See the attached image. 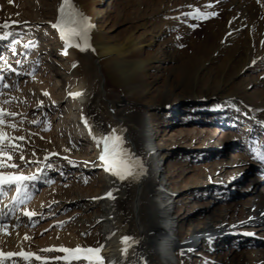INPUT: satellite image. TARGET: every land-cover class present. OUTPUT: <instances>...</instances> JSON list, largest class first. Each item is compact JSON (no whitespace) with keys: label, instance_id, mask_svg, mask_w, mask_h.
<instances>
[{"label":"bare ground","instance_id":"1","mask_svg":"<svg viewBox=\"0 0 264 264\" xmlns=\"http://www.w3.org/2000/svg\"><path fill=\"white\" fill-rule=\"evenodd\" d=\"M101 1H104L105 8L100 6L95 15L94 7ZM72 2L90 18L92 25H95L97 18L102 16L103 9L113 11L116 18L125 16V19L133 24L132 29L121 39L110 42L103 40L105 36L101 30L92 28L89 33V43L101 75L110 87L122 95H128L133 101H140L151 91L156 82L147 81L145 77L154 71L160 74L165 72L168 65L170 71L174 68L180 72L182 76L180 83L190 84L187 85L190 86L189 94L194 93L192 96L198 101L197 103L210 102L209 104L219 105V102L225 104L227 99L234 98L241 99L242 110L257 107L264 112V88H260L264 86L262 85L264 71H261L262 74H255L260 69V66L255 64L256 60L259 57L264 60V0H127L126 4L121 5H113L111 0H72ZM208 4H211L212 8L206 7ZM13 8L3 9L0 4V23L22 22L27 19L21 16V9ZM197 9L214 10L217 15L197 20L194 15ZM164 11H168L172 19L159 21L158 17ZM189 12L193 15L184 17L180 15ZM16 24H11L8 30L0 29V34L3 31L16 29L18 27ZM192 25L196 26L192 27ZM78 50L76 47H66L63 41L59 45L46 48L48 58L58 59L66 65L64 69L58 67L57 70L59 81L64 84L61 85L62 88L68 86L71 76L77 77L76 81H79L78 74L82 69L72 64ZM230 71L234 74L231 78H227ZM215 72L219 75L214 81L209 75ZM246 73H250L251 77L245 81L244 86L232 90L233 83ZM165 79L167 81L168 76ZM210 81L215 82L216 85L208 84ZM179 82L169 85L171 89L164 85L159 89L155 87L159 96H163L161 97L163 105H179L183 98L175 93V90L181 86ZM201 82L205 85H198ZM251 86L257 89L255 95H251L248 91ZM194 91L197 93L195 94ZM71 92L81 95L75 97L78 99L76 104L78 107H73L67 112L66 130L70 133L88 131L96 137L113 130L111 126L107 127V124L103 123L100 111L94 105L95 100H92L87 108L86 93L83 89L77 87ZM50 101L55 105L58 100L52 96ZM110 105L115 110L121 106V101H112ZM85 110H88L91 117L81 116L80 112ZM219 110L221 115L228 118L232 115L225 106L220 107ZM119 119L120 127L117 125L119 128L115 129L125 131L122 133L126 141L124 147L142 159L147 173L138 182L118 181L100 166L99 156L102 146L97 145L95 155L89 158L94 163L91 169L100 170L98 187L93 194L95 199L88 197L83 201L79 199L76 201L75 213L81 215L76 218L75 226L79 229H75L71 237L63 238L62 247L103 246L101 253L103 257L119 260L121 264H161V262L169 264L171 260L176 259V248L189 253H204L220 264H264V237H256L255 233L264 235V178L260 181L259 177H251L246 172L239 178L235 176L238 175L237 173H231L232 176H229L232 167L242 163L245 164L246 169L253 170L255 160L259 163V167L264 169V164L254 159L253 152L247 154L240 147H236L232 150V154H228L231 135L218 138V142L222 144L216 147L221 145L227 148L220 151L223 152V157L217 161L219 166L209 171L206 182L196 181L195 186L190 187L185 182L181 184L183 177L178 175V178L173 179L169 173L171 171L166 167L162 145L164 135L157 142L156 130L143 125L144 123L142 126L138 125L135 114L124 113ZM260 124L264 131V117ZM216 131V128L212 131L206 126L184 130L190 139H198L196 148L211 147ZM203 138L204 146L201 145ZM253 149L257 147H252ZM257 150L264 153L263 149ZM229 181L231 184L227 186ZM237 183H243L247 188L249 196L247 199L241 198L242 193L235 194L224 207L216 209L213 206L208 207L206 203L203 205V199L197 197V192L226 191ZM109 192L114 195V199L107 197L106 194ZM181 194L189 199L185 205V217L192 223H189L186 230L180 232L178 222L181 214L176 211V207L180 202ZM5 202L4 208L0 211L4 218H12L16 225L21 223L23 218H27L23 216L21 204L15 203L14 198ZM194 206L197 208L195 209ZM195 212L201 213V221L196 219ZM95 224L102 226L100 233L104 235V241L97 245L83 239L86 229ZM123 236L132 237L138 243L135 247L129 248L126 258L122 259ZM233 239H237V242ZM11 243L15 246L18 241L12 239ZM162 245L166 247L162 249ZM14 246H12L14 252L21 251L14 249Z\"/></svg>","mask_w":264,"mask_h":264},{"label":"rangeland","instance_id":"2","mask_svg":"<svg viewBox=\"0 0 264 264\" xmlns=\"http://www.w3.org/2000/svg\"><path fill=\"white\" fill-rule=\"evenodd\" d=\"M111 1L113 5H121L126 4L127 0ZM103 2H98L95 5L93 11L95 15L98 13L99 7L103 6ZM61 3L62 0H0L3 9L7 7L21 9V16L27 17L26 20L16 24L18 26L16 29L9 30L11 34L7 39H0V56L4 58L0 59V76L3 77V83L8 85L7 88L0 85V108L7 112L16 113L15 116L5 118L6 123L3 126V131L10 137H23L22 140L13 139L12 145L14 146L6 147V151L12 159L7 160L5 158V163L15 164L17 167L3 168L0 171L30 175L36 174L38 169L43 170L39 180L28 189L32 193L31 198L20 208L23 212L29 211L34 215L31 218H26L23 214L25 218L17 225L12 218L3 217L6 228L0 232V241L5 243L0 242V250L14 252L12 249L14 245L11 241L15 239L18 243L14 249L26 252L33 251L32 253H40V256L47 254L49 256L46 258L49 259V264H62L61 261L54 259L59 255H51L52 253H59L41 250L62 247L63 238L72 236L75 229H79L75 226L76 218L81 215L75 213L76 201L78 199L83 201L88 197L95 199L93 194L98 187L100 175L99 169H91L94 163L89 159L95 155L97 150V142L93 139L94 135L82 130L70 133L65 128L68 125L66 118L68 110L78 107L76 105L78 99L70 95L74 88L80 87L85 91L87 108L92 100L96 101L94 105L100 111L97 112L101 114L102 121L107 124V127L111 126L113 129L120 127L119 117L128 113L135 114L138 125L142 126L144 123L143 125L154 128L157 133V142L164 135L162 145L164 146L166 167L171 171L169 173L173 179L181 176L183 177L181 184L185 182L190 187L195 186L196 181L199 183L206 182L209 171L219 166L217 161L223 157V152L220 151L227 148L226 146L221 147V145L216 147V145L222 144L220 141L218 142V138H226L228 134L231 135V145L227 146L228 154H232V150L236 147H240L247 154L252 153V147L264 150V131L260 124L264 117L263 111L257 107L242 110L240 107L241 99L234 98L227 99L225 104L219 102V105L209 104L210 102L197 103L198 101H195V97L192 96L194 93L189 94L190 86L187 85L190 84L180 83L179 81L182 79L180 72L174 68L170 71L168 65L165 72L160 74L154 71L145 77L147 81L155 80L156 82L145 97L140 101H133L128 95H122L110 87L104 80L94 57L93 49L90 47L86 51L78 50L72 62L73 65L82 69L81 73L78 74L79 81H76L78 80L77 77L71 76L68 86L62 88L61 85L64 84L59 81L60 77L57 70L58 67L64 69L66 65L58 59L48 58L46 54V48L59 45L62 41L58 30L52 26L58 22ZM103 8L105 7L103 6ZM184 14L180 13L181 17L186 16ZM171 17L168 11H164L158 20L172 19ZM93 26L94 29L104 32L103 40L110 42L114 39H121L132 29L133 24L129 23L125 16L116 18L113 11L103 9L102 16L97 18ZM13 40L17 43L13 44ZM255 64L260 66L255 74L264 71V67H261L264 66L262 58L259 57ZM9 66L16 69V72L11 71ZM17 72L21 75H17ZM230 72L227 74V78L233 76L234 73ZM218 75L219 73L215 72L209 77L211 76L210 78H214L215 81ZM166 76H168L167 81ZM250 77V73L240 77L233 83L232 90L244 86L245 81ZM176 81L181 86L175 90V93L183 98L179 105H163L161 99L163 96H159L156 88H162L163 85L169 87ZM209 83L216 85L213 81ZM203 84L201 82L198 85ZM103 85H105L104 88ZM260 88H264V86ZM88 90L89 94L87 95ZM248 91L251 95L257 93L254 86L249 87ZM45 92L48 93L47 96L44 95ZM52 96L58 100L55 105L50 101ZM112 101H121V108L118 107L114 110L110 105ZM40 102L47 105L45 107L36 105ZM223 106L230 110L229 113L232 115H229V118L219 113L220 107ZM80 114L83 117H91L88 110L81 111ZM33 121H39V123H33ZM12 124L15 125V128L8 126ZM49 125L50 130H45ZM201 126H206L208 130L212 131L214 128L217 129L211 147L196 148L198 139H190V136L184 132L186 129ZM5 143L7 145V142ZM202 143L201 145L204 146V138ZM21 156H23V160ZM46 156L48 157L47 160H45ZM255 161L253 170L246 169L245 164L242 163L233 166L229 176H232L231 173H237L238 175L235 176L239 178L246 172L249 176L259 177V180L263 181L264 169L260 168L259 163ZM47 164H51V167H47ZM231 181L228 182L227 186H230ZM241 193L243 194L242 199L245 200L249 197L247 188L243 186V183H237L235 186L232 185L230 189L227 188L226 191L211 192L205 190L197 192V197L203 199V205L206 203L208 207L213 206L218 209L230 202L232 195L234 197L235 194ZM15 195V186H8L5 195L0 197V211L5 206V200L8 201ZM188 202L189 199L181 194L180 202L176 207V211L181 214L178 222L180 232L186 230L189 223H192L185 217V205ZM194 207L197 208V206ZM201 208L199 207V209ZM20 216L22 215L20 214ZM196 219L201 221V213H196ZM101 230V225H92L86 229L83 239L97 245L104 241V235L100 233ZM255 233L257 234L256 237H264L261 233ZM25 236L28 239H25ZM233 240L237 242V239ZM175 253L176 259L171 260L169 264H220L200 252L189 253L176 248ZM112 262L121 264L119 260L105 258V264H112ZM10 264H24V262L15 258ZM31 264H38V262L33 260ZM79 264H84V262L80 261ZM161 264L165 263L161 262Z\"/></svg>","mask_w":264,"mask_h":264},{"label":"snow or ice","instance_id":"3","mask_svg":"<svg viewBox=\"0 0 264 264\" xmlns=\"http://www.w3.org/2000/svg\"><path fill=\"white\" fill-rule=\"evenodd\" d=\"M206 7L212 8L211 4ZM184 15L190 16L193 13H185ZM197 20H204L211 17H215L217 12L211 11H201L197 9L194 13ZM19 23L18 21H4L0 23V29L8 30L11 24ZM59 32L60 39L64 42L65 46H72L78 48L80 51L88 50L91 45L90 40V30L94 27L90 18L85 16L72 2V0H62L59 8V18L58 22L52 25ZM196 25H192L195 27ZM9 31H3L0 34V39H7L10 36ZM13 44L17 41L13 40ZM27 47V45H26ZM15 54V50L13 49ZM0 59H4L0 56ZM20 63V61H17ZM10 68V66H9ZM11 71L16 72V69L10 68ZM17 75L21 73L17 72ZM0 85L7 88L8 85L3 83V77L0 76ZM44 95H48L47 92ZM70 95L75 98L81 95V93H70ZM7 103V101H5ZM14 112H7L5 109L0 108V169L3 168H16L15 164L5 163V158L11 160L12 157L8 155L6 147H12V140H22L23 137H10L7 133L3 131V126H5V118L15 116ZM33 123H39V121H33ZM87 126V120H85ZM9 127L15 128V125H8ZM45 130H50V125ZM123 129L117 130L113 129L107 134H102L100 137L93 136V139L97 142L98 146H102V150L99 156L101 162V167L106 173L111 174L118 181L124 182H138L147 173V169L141 158L135 156L129 149L124 147L126 141L122 135ZM7 142V145L6 143ZM253 156L258 162L264 164V153L259 152L257 149H253ZM23 160V156H21ZM48 157H45L47 160ZM31 163V162H29ZM38 163V162H37ZM47 167H51V164H47ZM42 169H38L36 174L24 175L17 172H4L0 171V197H3L6 193V188L8 186H15L16 196L14 201L17 204H24L31 198L32 193L28 191L29 187L32 186L36 181L39 180L40 175H42ZM108 198L114 199V195L109 192L106 194ZM24 215L31 218L34 213L25 211ZM6 224L4 223L3 214L0 213V232L4 231ZM248 235H252L248 233ZM25 239H28L25 236ZM122 248V259L126 258L129 248L135 247L138 241L134 240L132 237L123 236L121 238ZM102 247H81L77 246L75 248L59 247V248H46L42 249L43 252H58L62 255L56 256L54 259L61 261L62 264H79L83 261L84 264H105V258L103 257ZM166 245H162V249ZM19 258L24 262V264H31L33 260L38 262V264H49V259L42 257L36 253L26 252L21 250L20 252H3L0 251V264H10L12 260ZM143 260V257H141ZM115 264V262H112Z\"/></svg>","mask_w":264,"mask_h":264}]
</instances>
